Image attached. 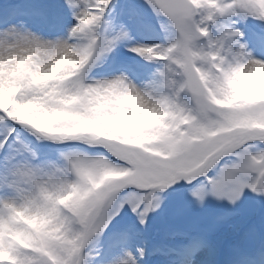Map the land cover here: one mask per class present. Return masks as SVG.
<instances>
[{
	"label": "snow or ice",
	"instance_id": "snow-or-ice-1",
	"mask_svg": "<svg viewBox=\"0 0 264 264\" xmlns=\"http://www.w3.org/2000/svg\"><path fill=\"white\" fill-rule=\"evenodd\" d=\"M41 53L74 70L33 78L22 62L47 71ZM247 64L264 65V0H60L0 19V264H194L203 241L154 242L149 221L182 181L200 205L264 195V96L231 99ZM103 92L137 110L100 109Z\"/></svg>",
	"mask_w": 264,
	"mask_h": 264
},
{
	"label": "rangeland",
	"instance_id": "rangeland-1",
	"mask_svg": "<svg viewBox=\"0 0 264 264\" xmlns=\"http://www.w3.org/2000/svg\"><path fill=\"white\" fill-rule=\"evenodd\" d=\"M59 3L60 0H0V19L32 5L57 10ZM64 12L67 14L66 9ZM258 23L250 18L242 28L250 36V29ZM192 187L182 181L163 193L167 199L149 221L150 238L159 242L166 233L176 232L182 235L168 243L203 241L205 246L194 264H259L260 258L264 259V195L245 189L235 205L211 195L200 205L190 194ZM147 264H169V260L154 257ZM176 264H180L179 259Z\"/></svg>",
	"mask_w": 264,
	"mask_h": 264
},
{
	"label": "clouds",
	"instance_id": "clouds-1",
	"mask_svg": "<svg viewBox=\"0 0 264 264\" xmlns=\"http://www.w3.org/2000/svg\"><path fill=\"white\" fill-rule=\"evenodd\" d=\"M40 58L48 61L51 67L47 71L37 68L33 61L38 60L36 56L26 59L22 64H30L36 71L31 74L33 78L36 79H48L50 76L55 75L59 77L65 73L72 72L74 70V62L68 58V56H63L56 63H52L55 57L47 53H41ZM15 65V62L9 65L11 69ZM232 92L233 96L231 99L238 98H254L259 96H264V65H251L247 64L242 70L238 71L232 79ZM100 109H115V115L120 118L122 113L121 109L129 108L136 111L133 106L138 103L137 98L133 94L127 95H115L110 92H103L97 97L95 101ZM145 115H147L145 113Z\"/></svg>",
	"mask_w": 264,
	"mask_h": 264
},
{
	"label": "bare ground",
	"instance_id": "bare-ground-1",
	"mask_svg": "<svg viewBox=\"0 0 264 264\" xmlns=\"http://www.w3.org/2000/svg\"><path fill=\"white\" fill-rule=\"evenodd\" d=\"M252 50H249V51H252ZM260 264H264V259H261Z\"/></svg>",
	"mask_w": 264,
	"mask_h": 264
}]
</instances>
